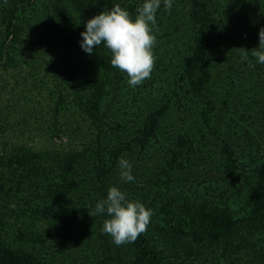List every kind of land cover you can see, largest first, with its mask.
Returning a JSON list of instances; mask_svg holds the SVG:
<instances>
[{
	"label": "trees",
	"instance_id": "1",
	"mask_svg": "<svg viewBox=\"0 0 264 264\" xmlns=\"http://www.w3.org/2000/svg\"><path fill=\"white\" fill-rule=\"evenodd\" d=\"M47 1L53 7L43 12L47 21L34 24L26 15L37 10L34 0L0 5L3 38L17 41L16 34L31 28L79 40L77 31L96 13L120 4L135 16L143 2L98 0L65 10ZM255 1L244 0V16L258 11ZM215 10L213 0H174L170 10L162 5L151 76L134 88L111 65L103 45L68 66L55 62L50 73L57 88L75 96L94 138L77 152L27 149L14 157L13 171L0 180V228L12 218L22 226L12 222L15 239L0 234V264H264V144L256 143L264 137V64L251 57L264 18L252 33L244 23L234 26L240 37L226 44L212 35ZM55 11L61 21H52ZM237 39V46L230 44ZM242 47L249 52L247 62ZM151 150L157 161H150ZM197 151L204 155L196 165ZM122 156L140 166H133L135 182L120 180ZM76 179L87 184L76 187ZM112 185L154 213L144 233L120 246L102 231L106 215H90ZM243 190L253 194L254 207L232 217L228 208ZM176 210V225L161 220ZM174 249L184 258L178 260Z\"/></svg>",
	"mask_w": 264,
	"mask_h": 264
},
{
	"label": "rangeland",
	"instance_id": "2",
	"mask_svg": "<svg viewBox=\"0 0 264 264\" xmlns=\"http://www.w3.org/2000/svg\"><path fill=\"white\" fill-rule=\"evenodd\" d=\"M52 1L55 4L64 5L65 10H76L81 2L87 4L98 2V0ZM35 2L37 3V10L27 13V19L32 24L46 22L45 19L47 18L45 15L43 16V12L44 10L52 11L53 7L48 4L47 0H34ZM6 3L7 0L6 2L0 0V5ZM213 3L216 4L215 14L218 27L212 35L216 40L224 41L226 44L228 40L240 37L234 26L244 23L246 30L252 33L254 32L253 29L257 28L260 23L258 19L264 18V10L260 9L264 7V0L255 1L253 5L258 11H246L249 14L245 16L243 14L244 0H213ZM77 19L75 18V20ZM54 20L61 21L60 11L52 15V21ZM60 23L62 24V22ZM82 30H76L79 36ZM5 33L6 26L0 16V45H2L0 54V180H2L1 178L7 179L8 173L5 172L8 169L9 174L13 171L11 162L14 159L15 163L14 157L20 153L22 155L25 150L31 149L34 153L43 151H59L60 154L67 151L77 152L81 150L84 144L91 145L94 138L92 133L95 131L88 118H85L79 111V107H76L75 96L67 90L58 89L57 83L50 73L54 69L56 61L68 66L73 58L83 56L84 51L80 47V39L73 41H70V37L64 39L62 33L54 29L42 35L38 29L31 31V28H25L23 32L16 34L17 41H14L15 37L12 35L5 40L3 38ZM67 34L68 32L63 33V35ZM4 41L5 45L3 44ZM239 42L240 40L237 39L231 41L230 44L237 46ZM237 50L235 48L233 51L236 52ZM229 51L227 48L226 53L228 54ZM56 121L59 123L57 124ZM65 124L67 127L64 128L62 125ZM256 143L264 144V137H258ZM237 152L239 153V151ZM149 154H151L150 161H157L156 155L152 156V150L149 151ZM197 154L198 156L194 159L196 165L201 162L204 152L197 151ZM262 161H264V157L260 160V162ZM244 162H246L245 159ZM249 162L251 161L249 160ZM133 166L135 169L140 168L136 163ZM167 179V176L162 175V180L166 182ZM176 180L174 179V181ZM72 184L81 188L87 182L76 179L73 180ZM174 186L178 189L181 184L175 182ZM253 200V194L249 190H243L240 199L233 201L228 208L234 213L232 217H243L252 211ZM178 215L176 210L174 215H171L172 217L161 215V220L167 224L176 225L179 219ZM163 217L164 219H162ZM188 220L186 219L187 222ZM13 221L16 228L21 229L22 225L19 226L20 221L17 219L4 220L1 222L4 228H0L3 239L16 238L15 229L11 228ZM23 222L24 219L21 220L22 224ZM54 239L56 238L54 237ZM169 248H171L169 245H165V249ZM174 252L179 257L178 260L185 256L175 249ZM166 255L171 256L173 254Z\"/></svg>",
	"mask_w": 264,
	"mask_h": 264
},
{
	"label": "clouds",
	"instance_id": "3",
	"mask_svg": "<svg viewBox=\"0 0 264 264\" xmlns=\"http://www.w3.org/2000/svg\"><path fill=\"white\" fill-rule=\"evenodd\" d=\"M173 3L174 0H143L135 16L120 4L103 9L84 22L80 47L91 56L94 49L103 45L109 51L111 65L127 74L128 85L139 86L150 78L154 67L158 10L162 5L170 10ZM240 55L243 61L249 60L245 48ZM251 57L264 64V28L259 31L258 45L252 48ZM118 169L122 182H135L133 164L126 156L119 158ZM98 214L106 215L102 231L120 246L134 242L144 233L154 213L143 202L130 198L121 188L112 185L106 197L95 203V210L90 215L95 217Z\"/></svg>",
	"mask_w": 264,
	"mask_h": 264
}]
</instances>
